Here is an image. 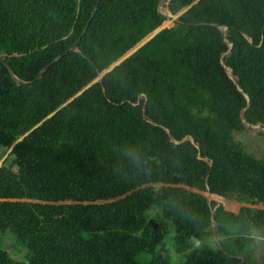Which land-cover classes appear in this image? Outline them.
Segmentation results:
<instances>
[{
	"label": "trees",
	"instance_id": "16d2710c",
	"mask_svg": "<svg viewBox=\"0 0 264 264\" xmlns=\"http://www.w3.org/2000/svg\"><path fill=\"white\" fill-rule=\"evenodd\" d=\"M160 1L0 0L21 79L77 42L28 85L0 61V234L27 251L0 264H252L264 157L234 134L264 126V0H198L53 113L163 23Z\"/></svg>",
	"mask_w": 264,
	"mask_h": 264
},
{
	"label": "rangeland",
	"instance_id": "374dc122",
	"mask_svg": "<svg viewBox=\"0 0 264 264\" xmlns=\"http://www.w3.org/2000/svg\"><path fill=\"white\" fill-rule=\"evenodd\" d=\"M162 12L168 14L171 11L168 8V4L165 1L161 8ZM168 21L167 18L163 21V25H167L170 23H166ZM170 22V21H169ZM235 138L243 143V145L247 148V150L253 153L257 157H264V126L261 124L255 125H247L246 129L241 132H235ZM10 149L8 150V152ZM7 154L1 159L0 165L2 161L5 159ZM253 242H252V252H251V263L252 264H263L264 259V234H260L258 232H253ZM219 237L217 235H213L209 238H200L192 242V248H200V247H209L210 245H214L218 242ZM0 247L5 249L9 255H11L17 261H27L26 259V247L17 242L14 234L7 230L3 234H0ZM175 254V256H174ZM143 255H140L139 260L143 259ZM175 258V260H174ZM170 262L171 264H180V258L178 256V252L171 251L170 253Z\"/></svg>",
	"mask_w": 264,
	"mask_h": 264
},
{
	"label": "water",
	"instance_id": "95a60500",
	"mask_svg": "<svg viewBox=\"0 0 264 264\" xmlns=\"http://www.w3.org/2000/svg\"><path fill=\"white\" fill-rule=\"evenodd\" d=\"M169 2V0H161L159 5H158V11L165 17L167 18L170 22V24H167V25H163L161 24L160 26H158L157 28H155L153 31L149 32L148 34H146L139 42H137L133 47H131L127 52H125L121 57H119L117 60H115L114 62H112L109 66H107L105 69H103L98 75L97 77L91 82L89 83L88 85H86L85 87H83L76 95H74L73 97H71L70 99H68L66 102H64L62 105H60L53 113H55L56 111H58L60 108H62L63 106H65L67 103H69L70 101H72L74 99V97H76L77 95H79L81 92H83L86 88H88L91 84H93L94 82H97V81H100L102 79V77L108 73L109 71H111L114 67H116L117 65H119L123 60H125L126 58H128L132 53H134L138 48H140L142 45H144L146 42H148L150 39H152L159 31H161L163 28L167 27V26H170L171 24L173 23H183L179 20V16L184 13L185 11H187L191 5H193L194 3H196L198 0H195L193 3H191L190 5L188 6H184L183 8H181L177 13H172V12H168V14L162 12L161 8H162V5L164 2ZM97 8V5L95 6L94 8V11L95 9ZM93 11V13H94ZM88 24V23H87ZM184 24L186 25H196V24H200V22H185ZM213 25L217 26L221 32L223 34L226 33L227 29H228V25H222V24H219V23H212ZM250 42H252V39L251 37H249L247 34H244ZM229 47L231 48L232 47V43L229 42ZM77 48V42H75L74 44H72L71 46H69L67 49H65L62 53L58 54L55 58H53L49 63H47L46 65H44L41 70L37 73V75L33 78V79H30V80H23L21 79L20 77H18L14 71L9 67V65L7 64V62L0 57V61L2 63H4L9 71H10V74L12 75V77L14 78V80L20 84V85H28L30 83H32L33 81L39 79L42 74L49 68V66L51 64H53L54 62H56L58 59H60L61 57H63L68 51L70 50H73V49H76ZM230 51V49L227 51V52H224L222 53L221 55V63L223 65V67L225 68L226 72L228 73L229 77L233 80V82L237 85V87L239 88L240 91L243 92V94L245 95L246 99H247V105L249 104V96L246 92H244L238 85V82H237V79L236 77L234 76L233 74V71L232 69L227 66L224 61L222 60L223 56L226 55L228 52ZM144 96V94H142ZM52 113V114H53ZM23 138V136L21 138H19L17 141H15L12 145V147L19 141ZM1 166V165H0Z\"/></svg>",
	"mask_w": 264,
	"mask_h": 264
}]
</instances>
